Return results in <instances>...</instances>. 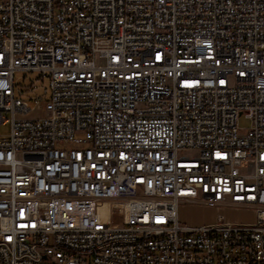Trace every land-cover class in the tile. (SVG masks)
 Listing matches in <instances>:
<instances>
[{
	"label": "built area",
	"instance_id": "2783aa9c",
	"mask_svg": "<svg viewBox=\"0 0 264 264\" xmlns=\"http://www.w3.org/2000/svg\"><path fill=\"white\" fill-rule=\"evenodd\" d=\"M1 126L0 264H264V0H0Z\"/></svg>",
	"mask_w": 264,
	"mask_h": 264
},
{
	"label": "rangeland",
	"instance_id": "374dc122",
	"mask_svg": "<svg viewBox=\"0 0 264 264\" xmlns=\"http://www.w3.org/2000/svg\"><path fill=\"white\" fill-rule=\"evenodd\" d=\"M36 75L29 73L24 79V74L18 72L16 79L20 84L29 83ZM47 85V81L44 82ZM39 93V92H36ZM42 111L38 107H33L29 116H39ZM250 121L245 117H240L239 125L242 128H247ZM0 130L5 132L6 128L1 126ZM219 215H223L225 219L232 222H254L257 220V211L249 207H233L227 205H217L205 202H182L178 206V219L180 223L189 226H200L215 222Z\"/></svg>",
	"mask_w": 264,
	"mask_h": 264
}]
</instances>
